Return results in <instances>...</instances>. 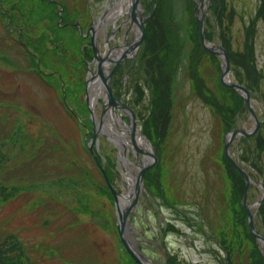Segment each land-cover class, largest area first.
<instances>
[{"label": "rangeland", "instance_id": "1", "mask_svg": "<svg viewBox=\"0 0 264 264\" xmlns=\"http://www.w3.org/2000/svg\"><path fill=\"white\" fill-rule=\"evenodd\" d=\"M134 1L132 18L137 20L136 11H141L136 28L124 23L130 15L108 17L116 0H0V22L12 18L11 25H0V146L4 155L0 183H17L27 189L0 204V232L16 235L38 264H134L124 250L123 235L151 264H254L264 243L251 231L256 241L245 237L238 207L231 214L227 200L233 175L226 170L223 153L231 132L252 133L236 136L229 154L251 176L241 201L245 206L246 198L257 229L264 233L258 214L264 201V178L241 158L255 155L252 163L264 171V147L251 138H264L263 97H253L247 88L259 126L250 107L244 105L229 120L226 132L211 108L219 102L205 91L203 97L196 93L191 69L197 64L199 85L205 88L206 82L215 98L219 97L218 75L222 80L224 64L222 56L202 44V16L206 40L215 26L217 35L209 43L225 49L218 33L222 27L236 53L232 54L239 58L244 55L246 34L254 33L253 58L263 74V94L264 0H217L216 4L214 0H139L137 6ZM83 11L87 14L81 17ZM99 20L103 26L97 28ZM33 25L47 35L46 25H58L60 39L53 43L43 39L40 45ZM82 25H93V30L84 33ZM4 27L16 37L21 28L23 42L30 47L6 39ZM123 44H132L131 50L107 61L108 47ZM204 51L216 58L204 57ZM34 57L39 61L36 66ZM47 65L57 72H50ZM91 72L103 86L94 104L87 90ZM228 77L237 81L232 64ZM169 78L170 84L164 85ZM109 86L118 103L115 106L110 104ZM238 92L245 102V93ZM109 111L118 116L119 128L129 141L126 148L116 134L104 129ZM133 113L135 139L137 134L142 136L147 150L137 145L138 150L134 144ZM126 124L128 131L123 128ZM247 138H251L248 143ZM89 145L105 175L109 178L106 170L111 173L109 182L118 193L117 201L113 191L112 199L88 183L91 177L104 184L90 159ZM146 156L149 162L139 167ZM143 169V182L134 197L138 200L125 219L122 235V214L134 199L122 212L119 198L129 188L127 174H134L138 183ZM153 171L155 178L148 180L146 176ZM69 179L79 184L65 182ZM222 236L230 241L229 253L221 245ZM255 264H262L258 257Z\"/></svg>", "mask_w": 264, "mask_h": 264}, {"label": "trees", "instance_id": "2", "mask_svg": "<svg viewBox=\"0 0 264 264\" xmlns=\"http://www.w3.org/2000/svg\"><path fill=\"white\" fill-rule=\"evenodd\" d=\"M214 1H215V4H216L217 0H214ZM219 1L221 2V0H219ZM213 10H214V6H213ZM261 13H262V16H264V6H262ZM217 16L219 17V12L217 13ZM0 25H3V22H0ZM33 26H34L33 27L34 30L39 32V37L37 39L40 40V42H39L40 45H44L41 42L43 39L47 40L48 43H53V42H55V40L60 39V35L58 33L59 32L58 25H46L47 31L50 32V33H48V35H47L46 31H43V30L41 31L42 28L39 25H33ZM52 26H54V27L52 28ZM4 30H5L6 34H8L6 39L13 40V41L15 39V40H17L18 43L20 42L23 45L30 47L29 43L27 44V43L23 42L24 41L23 40V36H22L23 32H22L21 28L18 31L19 32L18 37H16L10 31H8L6 29V27H4ZM211 30H213V33L208 32V38H207L210 41L215 39V37L217 35V34H215V32H216L215 26L212 27ZM218 33H219V35L221 37L223 46L225 47L226 51L228 52V55H229V58H230L231 64H232V71H233V73L235 75L236 80L240 84H244L247 88H249L251 93H252V95H253V97L256 98V95H260L261 97H263L262 101L264 103V93L263 94L261 93L262 91H261V88H260L261 87V84H260L261 80L260 79L263 78V74H262V72H260L257 69V66L255 65L254 58H253L254 48H253V42L251 41V39H253L254 33L253 34L252 33H248V35L246 34V44H245V48H244V55H243L242 58H239V56H241V55H239V56L234 55L236 53L233 52L229 40L226 38V35H224L222 27H221V30ZM198 34L200 35L199 31H198ZM29 37L31 39L35 38V36H31V35ZM197 41L200 44L199 39H197ZM47 50H51V48H49L48 45H47ZM232 52L234 54H232ZM203 53H204V55H203L204 57H210V56L213 57L214 56L211 53L206 52V51H204ZM43 55H44V53H43ZM145 55H147V52L145 53ZM30 57H33V56L31 55ZM213 61L216 62L214 59H213ZM38 62L39 61H38L37 57H34L33 58V65L36 66L38 64ZM155 66L159 70V67L157 65H155ZM45 68L50 69V72L51 71H54V73L57 72L54 68L51 67V65H47V66H45ZM193 68H195V70H193ZM151 69L154 71L156 68H151ZM220 71H221V69H220ZM59 72L63 75V71L62 70H60ZM191 73H192L194 81H195L194 84H196L195 85L196 93H198L200 96L203 97L204 91H205V92H207V97L208 96L209 97L212 96L214 98V100L219 102L215 107H211V108L216 113L215 115L221 121V123L224 126V129L226 130V132L230 131L229 127H230L231 123H229V120L231 122V120L238 115V112L240 111L241 107L246 105V103L244 102L243 97L239 94V92L234 87H228L225 84H223L222 81L219 78L220 75H218L219 81H218L217 92H219V97L215 98L214 93L208 87L206 82H205V84H206L205 88L207 90L204 88V84L201 85V86L199 85L198 82H199V80H202V79H201L200 72L198 73V71H197V64H195L192 67ZM53 74H51V75H53ZM48 76H49V78H52V76H50V74ZM171 79L172 78H169V81H167V79H165L163 81V83H165L164 85H169ZM46 83H47V81H46ZM77 93H79V92H77ZM75 95H79V94H75ZM161 100H162V97H161ZM205 101L207 103H209L207 101V99ZM159 102L162 105V101H159ZM85 104H87L86 101L83 102V105H85ZM84 108H85V106H84ZM78 109L83 110V106L82 107L78 106ZM232 128H233V126H232ZM144 133H146V131ZM146 134L148 135V133H146ZM253 137H251L252 140H254L257 144L259 143L258 144L259 146L261 145V146L264 147V138H262V137L258 138V136H257L258 139L255 138V137L253 139ZM251 138H247V140L245 142L248 143L251 140ZM86 148L88 150V153L90 154L91 161L96 166V169H98L97 172L102 176L100 178H103V180H104V184H97V183L94 182L95 179L92 180L91 177H90L88 179V183H90L92 185V187L94 186L93 189H95L98 194H101V195H104V196L108 195L109 197H112V199H113L114 196H113V193L111 192L112 190H110L111 187L108 184L109 178L111 180V177H112L111 173L109 172V170H106L107 173H108V176H109V178H108L107 175H105L106 174L105 171H103L99 167V165H97L92 153L90 152V150L88 149L87 146H86ZM3 156H4L3 155V151H2L1 146H0V173L3 170V166H2L3 163H4ZM241 158L243 160L245 159L248 162H250L252 169L255 170L256 172H258L259 174H261L263 176V178H264L263 169L258 167L257 163H252V160L254 158H256L255 155L252 158L251 157L248 158V156L246 157L243 154L241 156ZM223 160H224V163H226V165H227L226 170L228 171V173H231L233 175L232 180L230 179L232 191L230 192V197L227 200L228 201V203H227L228 207L231 210V214L233 216L235 215V211H237V207H238V211L242 214L241 218L244 220V229H245L244 234H245V237L247 239L249 238L251 240L256 241V238L252 235V233L249 230V227H248V216H247V213H246L245 208H244V206L242 204V201H241V200H243L242 198H243V192H244V189H245L246 181H245L244 177L233 167V165L231 164L230 160L226 156L225 152L223 153ZM231 171H233L236 175H234ZM88 175L89 174L87 173V176ZM150 176H153V179L155 178L154 171H153V174H151L149 176H146L148 180H150ZM106 177L108 178V180H107ZM237 180L239 181V186L237 184ZM65 182H70L72 185L79 184L77 179H69V180H65ZM58 184H60V181H59ZM151 184H153L152 180H151ZM237 186H238V188H240L239 192L237 191ZM23 187H24L23 185L22 186L21 185H17V183H15V184H6V183L2 184V183H0V204L4 203L5 201H7L9 199H12V198L16 197L22 191H27V189H24ZM23 193H25V192H23ZM258 214H259V218H260V223H261L262 228L264 230V201H263V203L261 204V206L259 208V213ZM220 242H221L222 247L227 251V253H229V251H230V249H229L230 248L229 247L230 241H228L227 239H225L224 236H222L220 238ZM235 249H236V245L234 243L233 244V250H235ZM124 250H125L126 254L128 255V257L131 256L127 252V250L125 248H124ZM252 254H253V252H252ZM257 257H258V260H260V262L262 264H264V258L262 256L261 252H260V255H259V251H258ZM257 257H255L254 264L257 261ZM130 259H131L130 261H132L134 264L136 263L135 260H133L132 258H130ZM171 260H173V259L171 258ZM172 262H175V260H173ZM85 263L86 262L79 263V264H85ZM0 264H38V263L31 259L29 253L27 252V247L17 238L16 235H14V234L8 235L7 233L3 234V233L0 232ZM225 264H227V262ZM229 264H231V263L229 262Z\"/></svg>", "mask_w": 264, "mask_h": 264}, {"label": "water", "instance_id": "3", "mask_svg": "<svg viewBox=\"0 0 264 264\" xmlns=\"http://www.w3.org/2000/svg\"><path fill=\"white\" fill-rule=\"evenodd\" d=\"M138 1L139 0H135L134 3L135 5L137 6L138 4ZM200 28H201V40H202V44L203 46L205 47V49L217 56H222V60H223V70H222V82L228 86V87H234L235 89H237L238 91H241L243 93H245V102L247 103L248 107H250V111L253 115V117L255 118V120L257 121V126H259L260 124V121L257 117V113L254 109V107L252 106L251 104V93L249 91V89H247V87H245L244 85L242 84H239L237 81L235 80H231V78H229V73L231 72V63H230V59H229V55H228V52L221 46H218L216 44H213V46H211V44L209 43L210 41L206 40V37H205V25H204V16H202L200 19ZM140 27L143 29L142 27V24H140ZM217 38L220 40L219 36H217ZM214 42V41H212ZM214 46H216L214 48ZM106 60V59H104ZM101 64V63H100ZM105 79V78H104ZM106 81V80H105ZM108 94H109V99H110V104L112 106H115L117 105V101L115 99V97L112 95V91H111V87L109 86V89H108ZM89 101V98L87 97V103ZM125 107V106H124ZM127 108V107H125ZM133 117H134V131H133V136L135 135V132H136V126H135V114L133 113ZM257 130V129H256ZM239 134H243V135H252V133H248L246 130H241V129H237L236 131L234 132H231V137L230 139H228L225 143V150H226V154L229 158V160L232 162V164H234L238 170L241 172V174L245 177L246 179V186L248 188L249 186V183L251 182V176L249 174H247L244 169L242 167H240L237 162L230 156L229 154V144L231 141H233L236 136H238ZM134 144L136 145L137 149L138 150H141L137 144H136V139H135V136H134ZM89 149L92 153V155L94 156L97 164H99V160L96 156V153H95V150L93 149V147H91L89 145ZM100 165V164H99ZM103 171H105L103 168H102ZM144 172H145V169L142 170V172L140 173L139 175V178H138V185L137 186H140L143 182V175H144ZM107 178V177H106ZM108 180V178H107ZM108 183L115 195V200L117 201V196H118V193L117 191L112 187V185L110 184L109 180H108ZM140 187H138V190H139ZM137 197L134 199L132 205L130 207H128L125 212H123V218H124V221L122 222V227L119 226L120 228V231H121V234L123 235V230H124V226H125V219L128 215V213L130 212V210L132 209V207L137 203ZM246 198H244V205H245V208L246 210L248 211V215H249V228L251 230V232L256 235V237L261 240L263 243H264V233L260 232L256 225H255V220H254V214L253 212L250 210L251 206L249 204L246 203ZM261 200L259 201V204H261ZM122 213V212H121ZM121 235V236H122ZM122 242L126 248V250L130 253V255L134 258V260L137 262V264H141V261L139 259V256H138V253L136 252V250L132 247V245H130L128 243V241H126L124 235L122 236ZM263 253V257H264V249L262 251Z\"/></svg>", "mask_w": 264, "mask_h": 264}, {"label": "bare ground", "instance_id": "4", "mask_svg": "<svg viewBox=\"0 0 264 264\" xmlns=\"http://www.w3.org/2000/svg\"><path fill=\"white\" fill-rule=\"evenodd\" d=\"M114 5H112L109 10L110 11V15L108 16L110 19H119L120 16H123L124 14L130 15L129 18L127 20L124 21V23H130L131 27L134 26L136 28L138 21H139V15L141 13L140 9L138 8L136 11V15H137V20H134L131 16V14H133L132 11V0H116L115 3V8ZM111 16V17H110ZM99 25H97V28L103 26V22L102 20H99L98 22ZM104 25H108V23L106 22ZM123 26V25H122ZM108 27H106L107 29ZM108 41H110L111 39L108 38ZM124 45V44H123ZM121 45L120 48H115L112 49L110 47H108V50L106 52V58L107 61H111L116 60L117 58L120 57V54L122 55L124 52L131 50L132 48V44H126V45ZM213 46V45H211ZM112 49V50H111ZM91 76L88 80V92L91 93L92 97V103L94 104V101L97 99V96L101 95L103 93V86L101 81L95 77L94 72H91ZM90 98V96H89ZM91 103V101H90ZM91 103V105H92ZM106 120H105V126L104 129L109 130L112 134H116L117 138L119 140V144L122 145L123 148H126L128 146V142L124 139V133L122 132L121 128H119V119L118 116H116L113 112L109 111L106 115ZM126 131L130 130V126L128 124H126L123 127ZM231 137V135H229L228 139ZM144 138L141 136H138V134L136 135V144L139 145L140 147H143L145 150H147V147L145 146V142H144ZM148 153V152H147ZM146 153V154H147ZM150 158L148 156H146L145 158L141 159L139 162V167L145 165V163L149 162ZM133 173V172H132ZM128 175V182L129 184V188L127 189V191L124 193V196H121L119 198V204H120V208L122 209V212L126 209V207L129 206V204L131 203V201L134 199L137 190L136 188L137 183H136V178L134 174H127ZM142 185V184H141ZM144 189V188H143ZM143 191V190H142ZM128 232V231H127ZM128 236L133 238L132 236H130L129 232H128ZM135 240V239H134ZM132 247L136 250V252L138 253L139 259L141 261V264H151L149 262V260L147 259L146 256H144L136 247L138 246H134V244H132Z\"/></svg>", "mask_w": 264, "mask_h": 264}, {"label": "flooded vegetation", "instance_id": "5", "mask_svg": "<svg viewBox=\"0 0 264 264\" xmlns=\"http://www.w3.org/2000/svg\"><path fill=\"white\" fill-rule=\"evenodd\" d=\"M85 14H87V13H84V11H83V13H81V17L83 16V15H85ZM2 17L3 18H7V15L6 14H4V16L2 15ZM61 19H64V18H61ZM8 20L9 21H6L3 25H11L12 23H11V21H12V18H8ZM65 20V19H64ZM92 26L93 25H82V28H83V31H84V33H88L89 31H92L93 29H92Z\"/></svg>", "mask_w": 264, "mask_h": 264}]
</instances>
